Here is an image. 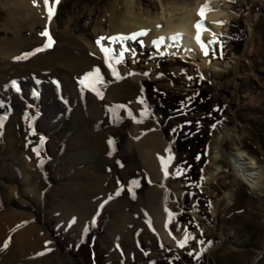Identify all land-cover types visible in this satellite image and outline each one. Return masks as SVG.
Masks as SVG:
<instances>
[{
	"label": "rangeland",
	"instance_id": "rangeland-1",
	"mask_svg": "<svg viewBox=\"0 0 264 264\" xmlns=\"http://www.w3.org/2000/svg\"><path fill=\"white\" fill-rule=\"evenodd\" d=\"M214 1H217L219 11H225L231 17L222 25L225 35H216L217 42L208 46L207 56L203 52L200 56L184 57L180 50L170 51L168 46L157 47L143 42L142 47L135 40L126 41L125 46L135 49V54L126 51L124 62L115 64L122 77L117 78L105 64L104 54L96 43L99 37L119 35L111 29L110 18L122 20L128 14L157 18L163 13L164 19H176L185 13L187 2L61 0L56 5V14L51 21L47 19V24L57 34L68 26L71 37L66 41L73 43L65 47L60 45L64 36L59 38L47 24L30 17L22 23L21 32L9 27L6 32H1L7 18L15 17L18 9L15 10L12 0H0L1 43L11 41L17 35L27 42L37 23L36 32L41 35L47 29L54 44L37 52L36 56L55 51L56 59L61 53L79 58L82 51L75 50L78 45L90 58L96 57L95 68L100 69L105 81L98 86L103 96L101 99L94 92L82 89L79 78L84 74L77 76L72 70L71 74L69 70L64 71L71 76L69 79H62L59 71L50 66L41 71L30 68L25 77L9 80L10 77L3 78L0 74V103L3 104L0 107V213L26 218L31 215L30 221L40 220L37 224L41 232L53 244V252L46 257L55 251L58 253L49 261L38 255L37 259H43L41 264H156L160 259L158 252L165 254V260L159 264H176L175 258L185 255L189 256L190 264H264V128L257 126L259 120H264V0ZM195 3L196 0L193 5ZM28 4L30 10H34L31 6L33 0H28ZM44 7L43 3L40 8L43 10ZM199 7L195 17H198ZM248 36V43L253 38L251 50L237 63ZM43 37L45 40L38 43L37 48L46 43L47 37ZM137 40L141 39L138 37ZM105 42L110 43L101 41L102 44ZM112 45L121 48L119 43ZM119 48H114L117 53ZM20 49L23 54L35 50L30 44H22ZM35 55L20 60L29 63ZM201 62L204 64L202 68L199 67ZM210 62L219 63V68H210ZM125 80L127 83L120 90L113 89ZM12 81H17L19 92L11 87ZM34 90L38 95H33ZM43 95L48 96L49 102H42ZM82 95L87 106L83 105V99L77 100ZM52 97L60 103L61 111L46 117L49 125L42 120L45 107L41 104L52 106ZM139 99L145 103H138ZM89 102L103 103L100 106L103 121L93 118L94 124L89 128V138L97 143V152L86 162L75 163L76 151L70 149V142L76 145L73 135L78 128V117L87 120L91 117L87 110ZM166 103H175L179 109L167 115L162 110ZM118 105L126 108H118ZM73 107L78 109L75 111L78 116L73 117ZM17 108L20 110L18 117L15 115ZM24 111L27 116H23ZM129 111L135 120L142 122L130 118ZM142 112L146 114L142 115ZM107 116L115 122H108ZM74 118L76 125H71ZM15 119L20 120L18 125L30 129L32 138L26 141V145L16 143L10 136ZM64 119L67 122L63 124ZM22 121L29 123L22 124ZM108 123L110 129L121 132H105ZM121 123L124 126L120 127ZM190 124L196 129L182 130L189 136V147L178 153L173 144L175 129ZM224 132L226 136L221 143ZM152 134H157L162 144L151 156L156 163L155 175L152 176L149 169L151 174L144 169L128 174V163L134 161L127 160L125 155L131 156L134 152L127 150V142L132 144L134 141L135 148L144 151L147 147L140 142ZM41 137L44 138L42 145ZM217 139L218 160L211 163L210 156ZM109 140L114 143L110 145ZM220 144L225 151L235 154L234 157L242 152L254 160L262 175L259 191L248 188L235 172L224 175L223 172L229 171L230 167L220 153ZM37 148L39 155L33 150ZM169 148L174 159L166 178L158 157H168L166 149ZM31 159L33 166L29 165ZM188 164L194 171L189 179L198 176L193 183L183 179L190 170ZM214 167H219L220 172L214 174ZM178 169L181 174H177ZM132 181H137L138 185H132ZM217 184L226 193L223 194ZM152 187L158 194L156 208L161 209L160 214L164 217L158 224L160 228L147 202L142 201L144 191ZM70 205L79 212L81 210L83 215L75 211L71 217H65L57 209ZM40 206L44 208L42 212ZM177 215L189 216L186 224H192V229L178 223ZM30 221L23 224H31ZM21 224L13 225L14 233L2 241L1 252H4L5 242L11 247L13 235L21 231ZM17 228L19 231L16 232ZM162 232L171 239L186 234L194 239L183 247H172L162 242ZM218 232L223 234V240ZM6 253L5 257L14 254L12 250Z\"/></svg>",
	"mask_w": 264,
	"mask_h": 264
},
{
	"label": "bare ground",
	"instance_id": "bare-ground-1",
	"mask_svg": "<svg viewBox=\"0 0 264 264\" xmlns=\"http://www.w3.org/2000/svg\"><path fill=\"white\" fill-rule=\"evenodd\" d=\"M183 1L187 2V4L185 3V7H186L184 9L185 13H183L180 17H178L176 19H171V18L164 19L163 13L161 14L160 17H157V18H146V17L142 18L140 16L128 14V15H125L126 17H124L122 20L121 19L115 20L113 18H110V20H109L110 27H111V29L115 30L114 33L125 34V35H131L132 33H137V32H140L141 30H147L148 34L146 36L139 37L146 45H153V43H152L153 41L158 40L160 37H164L165 40L160 45L168 46L170 48V51L180 50L184 57H188V56H192V55L193 56H200V54L203 53L204 51H202L200 44L197 43V41L195 39L196 28L194 27V25L198 20L201 19V17L199 15H198V17H195V13H196L200 3L202 2V5H203V4H205L206 0H196V3L194 5H193V3L195 2V0H183ZM191 2H192V4H191ZM43 3H44V0H37V2H35V4L38 6L31 4V6H34V10L31 11L29 8L28 0H12V4L15 7V10L18 9V13L15 17L9 16L7 18V20L5 22L6 25L4 26L5 28L1 32H3V31L6 32V28L8 29V27L11 28L12 31L21 32L22 23L25 22L26 17H30L31 20H35L36 22H40L41 24L45 23V25H46L47 19H48L47 10L45 7H44L45 9H43V10L40 8V6H42ZM191 6H194V7L192 8ZM210 7L213 9L212 10L213 13L211 15L205 14V17H204L205 24L210 29V31H204L202 33L203 40H205V39L213 40L214 38L216 39V35H225V30H222L221 28H222L223 24L228 23V20H230V17H231L230 15H228L227 12H225V11L223 12V11L218 10L217 1L211 0ZM38 9H40V10H38ZM199 10H200V7H199ZM41 11L44 13H42ZM27 13H30V16ZM218 22H222V23H218ZM36 24L37 23H35V25ZM54 24H55V22H54ZM54 24H53V26H54ZM35 25H34V29H33L34 32L32 31V33H30L31 35H30V38L27 39V42L21 36L18 37V35H17V37L13 38V40H11V41H4L2 43L0 42V53L2 55V57H0V74H1V76H3V78L10 77L7 79V80H9L11 78L25 77L26 72L28 70H30V68H35V69H38L41 71V70L45 69L46 67L50 66V67H54L53 69H55L56 72L59 71L60 77L62 79H65V78L69 79L71 76L68 75L66 72H64L66 70H69L68 72L70 74H71L70 70H72L78 76V75H82V74L85 75V72H87L90 69L92 70L95 67H97L96 63L98 60L96 59V57L94 59L90 58L83 51V48L80 49L81 47L78 45H75V47H77L75 50L77 52L82 51L79 58H76L73 55L71 56L70 54L68 55L67 53H61V55H59V56L57 55V59H56L55 51H51V53L50 52L44 53V54H41L38 56L35 55L34 59H32L31 62L25 63V64L23 63L25 61L15 59L16 57H21V55L23 54L21 51L22 49H20L22 44H30V47L35 49V48H37L38 43L43 42L45 40V38L42 35H39L36 32ZM47 25H48L49 30L52 31L53 29H52L51 25L50 24H47ZM29 27L32 29V25ZM67 29H68V26H65L64 29L63 30L61 29L62 31H60V33H58V34L55 33V30H53V34H57V36H59V38L61 36H64V40L63 41L61 40L60 45L64 44L65 47H69L73 43V41H71L72 43H69V41H66L69 37H71L70 31L67 32L68 31ZM177 33L182 34V38H180L176 41L168 39L170 37L175 36ZM213 33H215V37L213 36ZM51 34H52V32H51ZM252 39L253 38L251 37L250 42L247 43V45L245 47L244 55L249 54V52L251 50ZM103 45L105 47H108V48L110 47V48H117L118 49L120 47L119 45L116 46V45H112V44L107 43V42H105ZM57 46H59V43L57 44ZM33 50H31V51H33ZM64 51H65V48H63V52ZM118 51L120 52L121 48H119ZM101 57L102 56H100V58ZM208 66H210V68L217 69V68H219V63L210 62L208 64ZM199 67L200 68L204 67L203 62H201V64H199ZM18 74H20V75L17 76ZM120 75L122 76V73ZM124 75H126V74H123V76ZM126 83L127 82L125 80L124 82L117 85L113 89L120 90L121 87L124 86ZM134 84H135V82H134ZM43 97H44V95H43ZM52 99L54 100L52 106H49V103L41 104L42 106L45 107V114H43L42 120H43V122L48 123L49 125H50V122L47 121L46 117L48 115H53V114L55 116L57 111H61L60 107H59L60 103L54 97H52ZM82 99L84 100L83 105L86 104V106H87V102H85L86 99L84 98L83 95L81 97L77 98V100H82ZM44 100H46V102H49L48 96L44 97L42 99V102ZM102 105H103L102 102H99V103L97 102L95 104L89 102L87 110L89 112V115L91 116L90 119L87 120L82 116L78 117V118H80V120L78 122L79 123L78 128H77L76 133L73 135L76 137V139L74 141V143L76 145L73 146V144L70 142V149H73L76 151L75 152V159H74L75 163H79V162L84 163L97 152L96 151L97 143H93L89 138V128L92 125V123L94 124V121H92L93 118H95L96 121H98V120L100 122L103 121L102 116H101V113L103 112V110H102L103 108L102 109L100 108V106H102ZM239 105L241 106V103H239ZM138 108H139V106H138ZM18 109L19 108H17V110H15V115L17 117L19 116V113H20V110H18ZM61 109H62V107H61ZM73 110H74L73 111V114H74L73 117L78 116L75 113V111L78 109L76 108V110H75L73 107ZM0 113H1V111H0ZM23 116H27L25 111H24ZM53 119H54V117H53ZM107 119H108V122H111V123L115 122V120L111 119L109 116H107ZM15 120H16V123H14L13 133H11L10 136L12 137V139L16 143L22 144V146H23V144L26 145V141L32 138L31 133L29 132L30 129L26 128V126H24V125L23 126L18 125V124H21L19 119H15ZM76 121L77 120H75V118H74L73 121L70 122V124L72 123L74 125ZM66 122L67 121L65 119L62 121L63 124ZM104 122L106 123V121H104ZM27 123H29V122L28 121H22V124H27ZM107 126H106L107 130H105V132H108V130H111L112 132H119L120 131L117 129L116 130L110 129L111 127H109V123L107 124ZM122 126H124L123 123H121L120 127H122ZM158 138H159V136L157 134H152V135L147 136L145 139H142L140 143L147 147V149H144V151H142L138 148H135V146L133 145L134 141L132 142V144H131V142H127V144H126L127 150L130 151L131 153H133V152L134 153L131 156L127 155V153H126L125 156L127 157V160L134 161L137 163V164L134 162L128 163L129 166L128 167L126 166L127 170H128V174L129 173L133 174V172H135L137 169H144L148 173H150L149 172V170H150L153 173L152 176L155 175L156 163L151 158V156L162 145L159 142ZM86 146H89V148L87 149ZM137 149L139 152L137 151ZM218 150H219V141L217 139V143H216L215 147L213 148V155L214 156L213 155L210 156V162L211 163L216 162L218 160L217 159L218 158L217 157ZM221 155L225 157L223 152L221 153ZM135 158H136V160H135ZM225 158H227V157H225ZM102 161L104 162L103 159H102ZM103 162H102V164H103V166H105V162L104 163ZM29 163H30L29 165L33 166L32 159L30 160ZM231 164H232V168H233L232 171L235 172L236 176L239 179H241L248 186V188H250L251 190H255V191L258 190L259 191L260 180L262 178L261 177L262 176L261 175V169L256 165V163L254 162V160L252 158L245 156V154L242 152H238L235 157L234 156L232 157ZM139 165H141V166H139ZM142 167H144V168H142ZM213 172H214V174L219 173L220 168L214 167ZM102 178L105 179V177H102ZM97 190L99 191V189H97ZM157 197H158V194H156L155 188L152 187V188L144 191V193L142 195V198H143L142 201H144V203L147 202L148 207L151 209V211L155 215V219H156L155 221L158 225V224H161L164 217L162 214H160L161 209L159 207L156 208L158 206ZM38 205H41V204L38 203ZM34 207H35V205L32 203V208H34ZM27 208H29V206H27ZM43 209L44 208H41V206H40L39 211L42 212ZM57 209L62 211V213L64 214L65 217L66 216L71 217L73 212L76 213L75 211H77L78 215H83L82 213H80L81 210L79 212L78 208L75 209V206L71 207V205H70V207L68 206V208L61 206ZM30 217H31V215H30ZM30 217L26 218V217H23L21 215L17 217V216H10L9 214L0 213V240H1L0 246H2V241L4 239H6L9 234L14 233L13 229H12L13 225L17 226V224L22 223L21 224V226H22L21 231L18 233H15L13 235V241L11 243V247H6V248L4 247L3 248L4 252H1L2 248L0 247L1 248L0 249V264H41L43 259H46V261H49V259H51L52 256L58 254L55 251L54 254H51L50 256L46 257L48 254L53 252V244H52L51 240L49 238H46L45 234H43L41 232L42 230L40 229V226H38V224H37V223H39L40 220L33 219L30 221L29 220ZM81 217H83V216H81ZM25 221H27V222L30 221L31 224L30 223L23 224V223H25ZM158 228H160V225H158ZM17 231H19L18 228L16 229V232ZM171 238L172 237L166 235L165 232H162V237H161L162 242L169 244L172 247L179 245V242L184 240L185 236L174 237V239H171ZM9 239H11V238H8V240ZM8 250H12L14 252V254L12 256L5 257V254H7L6 251L8 252ZM38 255H43V256H45V258H43L42 260L37 259L36 257ZM27 258H29V260H27Z\"/></svg>",
	"mask_w": 264,
	"mask_h": 264
},
{
	"label": "snow or ice",
	"instance_id": "snow-or-ice-1",
	"mask_svg": "<svg viewBox=\"0 0 264 264\" xmlns=\"http://www.w3.org/2000/svg\"><path fill=\"white\" fill-rule=\"evenodd\" d=\"M60 2H61V0H44V6L47 10L49 21H51L52 17L56 14V5H59ZM210 2H211V0H206L205 4H203L201 6V8L198 12V15L201 17V19L198 20L194 25V27L196 28L195 39H196L197 43L200 44L201 49H202V51H204L205 56H207L209 54L208 46L210 44L217 42L215 40V38L213 40H210L207 42H205L202 38V33L204 31H210V29L207 27V25L205 24V21H204L205 13L213 10L210 7ZM33 3L35 6H38L35 4V0H33ZM218 23H222V22H218ZM147 34H148L147 30H141L140 32L132 33L131 35L119 34L117 36L99 37L97 39L96 43L100 47L101 52L104 54L105 64L108 66V68L110 69V71L114 77L122 78L119 76V73L117 71V68L115 67V64H120V63L124 62V53L127 51V52H131V53L135 54V49L126 47L125 42L135 40L138 43H140L141 46L143 47V41L137 40V38L142 37V36H146ZM41 35L47 37V41L43 47L37 48L31 53H25L21 57H16L15 59L20 60V59L27 58L31 55H35L37 52L44 51L47 48H50L52 46V44H54V41H53L51 35L48 33L47 29L44 32H42ZM213 36L215 37V33H213ZM180 38H182V34L177 33L175 36L170 37L168 39L176 41ZM103 40H108L112 44H115V43L121 44V51L119 53H117L114 48L105 47L101 43V41H103ZM164 40H165L164 37H160L158 40H155L152 43H153V45L158 47L160 44H162L164 42ZM145 75H147V73H145ZM79 83H80L82 89H87L89 91H92L101 99L103 98L102 92L100 91L98 86L104 84L105 81H104L103 73L100 71L99 68H94L92 71L85 73V75L82 78H80ZM11 87L14 88L17 92L20 91V88H19L17 81H12ZM33 95H38V93L35 92V90H34ZM137 102L141 103V104L145 103L143 99H139ZM0 107H3L2 103H0ZM117 107L118 108H126L125 105H118ZM145 114L146 113L142 112V115H145ZM128 115L130 118L135 120V117L132 116L131 111L128 112ZM135 122L139 123V122H142V120H135ZM43 141H44V138L41 137V145L43 144ZM113 143L114 142L112 140H109L110 145H112ZM33 150L36 151L37 155H39V148L33 149ZM166 152L169 153L168 157H162L161 156V157H158V159H160V161H161L162 171L164 172L165 177L167 178V176L169 175L168 167L170 166L171 161L174 159V156L171 155V148L166 149ZM177 174H181L179 169L177 170ZM131 184L135 186V185H138V182L132 181ZM129 191H131V188L129 189ZM117 194H119V193H117ZM190 239H194V237H192L190 234H186L184 240L179 242V246L183 247ZM7 246H8L7 242H5L4 247L6 248Z\"/></svg>",
	"mask_w": 264,
	"mask_h": 264
},
{
	"label": "trees",
	"instance_id": "trees-1",
	"mask_svg": "<svg viewBox=\"0 0 264 264\" xmlns=\"http://www.w3.org/2000/svg\"><path fill=\"white\" fill-rule=\"evenodd\" d=\"M240 48V47H239ZM238 52H240V49L238 50ZM146 89V87H145ZM196 98L197 100L199 101V94L196 95ZM198 101H195V102H198ZM179 108H178V105L177 104H167L166 103V106H163L162 107V110L165 111V113L167 115H170V114H173L175 111H177ZM188 129L187 131L189 130H192V129H196V127L194 125H184V126H181V128H176V132H175V140H174V148H175V151L178 152V153H182V151H184V148L186 147H189V136H186V132H182V130H186ZM164 135H167V133L164 131ZM188 167L190 168V172L186 175L183 176V179L188 182V183H193L197 178L198 176L196 175L194 178L192 179H189V175L194 173L193 169H192V165L191 164H188ZM188 216H184V215H181V216H177V221L186 225L189 229H192V225H187L186 224V219H187ZM158 255L160 257L159 261L156 263V264H159V263H162L164 260H165V254L163 252H158ZM176 262V264H182V263H185V264H190V259H189V256L188 255H185L183 256V258H175L174 260Z\"/></svg>",
	"mask_w": 264,
	"mask_h": 264
},
{
	"label": "water",
	"instance_id": "water-1",
	"mask_svg": "<svg viewBox=\"0 0 264 264\" xmlns=\"http://www.w3.org/2000/svg\"><path fill=\"white\" fill-rule=\"evenodd\" d=\"M253 33V32H252ZM249 38H250V36L245 40V43H244V45H243V48H242V50H241V53H240V55H239V58L237 59V63H239V61L244 57V49H245V47H246V45H247V43H248V40H249ZM238 121H237V119H235V123H237ZM226 135H225V132L223 133V135H222V137H221V143H223V140H224V137H225ZM221 152H223L224 153V155H225V157H227V158H224L223 156V158L226 160V162L228 163V165H229V167H230V170L229 171H227V170H225L223 173H224V175H226V174H233V171H232V164H231V160H230V158L229 157H233L234 156V154H232L231 152H229V151H225V149H224V147H223V144H220V153ZM228 155V156H227ZM223 175V174H222ZM220 176V175H219ZM217 186H218V188H220L222 191H223V194L224 193H226L225 192V189H223L222 187H221V185H218L217 184ZM218 234L220 235V236H222V240H223V234L222 233H219L218 232ZM206 261L208 260V254H206Z\"/></svg>",
	"mask_w": 264,
	"mask_h": 264
},
{
	"label": "crops",
	"instance_id": "crops-1",
	"mask_svg": "<svg viewBox=\"0 0 264 264\" xmlns=\"http://www.w3.org/2000/svg\"><path fill=\"white\" fill-rule=\"evenodd\" d=\"M257 126H259V127L263 126V128H264V120H259V122H257ZM258 156H260V155L258 154Z\"/></svg>",
	"mask_w": 264,
	"mask_h": 264
}]
</instances>
